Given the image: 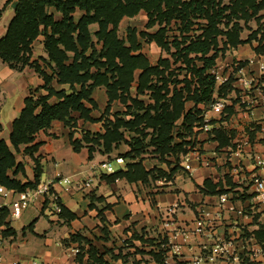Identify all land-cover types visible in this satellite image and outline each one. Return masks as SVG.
Wrapping results in <instances>:
<instances>
[{
  "label": "crops",
  "instance_id": "crops-1",
  "mask_svg": "<svg viewBox=\"0 0 264 264\" xmlns=\"http://www.w3.org/2000/svg\"><path fill=\"white\" fill-rule=\"evenodd\" d=\"M17 2L18 0H0V37L6 34L7 27L15 14ZM49 10L55 14L57 19L61 18V14L54 8H49ZM141 12L145 13L147 17L145 11L142 10L139 13ZM81 13V10H77L75 18L78 19ZM260 14H264V10H261ZM251 21H255L256 28L251 27ZM241 24H243L242 20ZM93 25L96 26L97 23L91 24V28ZM158 27L157 24L146 28L145 24L144 29L141 30L154 32ZM172 27L175 28L174 25ZM96 29L94 28L92 31ZM263 32L264 16L261 19L249 20L241 30L240 38L245 40L250 38L247 42L239 43L236 46L228 43L224 48L227 38L223 34L218 36L220 50L216 53L212 65H222L223 70L231 76L230 82L215 84L209 101L198 102L194 100L196 83L191 68H204L203 54L189 53L188 58L191 62L187 67L182 60L176 62L172 53L167 51L165 53V50L154 41L147 43L153 49L152 52L148 49L150 53H146L144 47L146 40H141L142 37H139L142 43L141 51L151 64L157 65L161 58L167 59L170 67L166 72L173 71L178 75L180 82H178L177 88L184 95L185 112L199 110L191 131L188 133L183 131V115L175 121L172 144L183 140L187 142L183 144L182 149L176 152L170 151L163 158L154 151V145L147 146L140 157H126L124 154L131 150L127 141H121L108 153H103L101 146L94 145L90 157L89 145L92 144L84 142L79 150H75L72 139L81 140L86 131L91 133L103 131L104 121L84 120L78 117V112H75L74 116L78 117L77 123L73 129H70L64 121L53 120L48 128L40 129L35 133L34 141L31 144H39L34 155L39 157L43 169L40 181H53L52 187L59 193L60 201L64 207L63 213L59 216L48 215L43 209L44 197L40 196L31 204L32 220L20 231L12 226L13 219L9 214L7 220L10 221V225L16 230V233L3 236L4 226H0V235L4 238V242L0 246V255L6 261L30 258L22 255H24V249H28L26 243L29 238H33L30 241L36 246L34 249L39 253L38 255H41L40 258L46 260L66 259L69 264H97L89 253L90 247H94L97 255H102L110 264H159L155 254L160 253L161 250L164 257L171 251L167 246H164L171 234L169 228H165L163 225L168 206L178 205L174 216L175 226L184 229L194 225L198 208L202 205L216 209L221 193L228 192L237 209L252 204L255 195V178H264V165H257L253 158L255 153L262 155L264 150V132L260 130L258 121L264 108H256L254 114L242 110L238 101V95L242 90V83L238 79V68L242 66L246 76L252 78L256 85H262L264 89V71L259 65L261 61L264 62ZM168 33L172 35L174 32L170 30ZM32 46L31 61H38L44 68L45 64L42 58L47 57L44 37L39 35ZM97 46L100 47L101 43H98ZM212 52L207 53L206 56L214 54ZM210 68L211 65L206 69V74H211ZM45 70L51 73L49 67H45ZM139 73L140 70H136L135 79L130 88V97L126 101L121 98L110 101V108L106 114L109 119L113 120L115 113H119L126 119L132 117L131 114L124 112L128 106L133 107V97H137L145 105L154 104L155 100L149 90H145L143 93L137 92ZM186 82L189 84L187 89L185 88ZM53 84L57 89L68 88V85L59 84L55 80ZM43 85L44 79L34 67L26 65L22 70H17L0 58V136L8 143H10L13 121L20 115L25 97L31 92L35 96L46 94L47 91ZM169 87L168 98L173 94L174 84L170 83ZM92 96L98 107L93 109L91 114L99 118L109 104L106 87H95ZM219 97L226 99L224 110L210 113V128L205 130L203 124L206 104ZM56 100L55 96L50 98L51 102ZM143 125L144 122L140 124V127ZM121 129L124 131L126 139L139 135L133 130ZM146 131L149 132L146 138L148 141L153 129L147 127ZM178 131H182L185 136H177ZM242 139H247L248 143L239 148L237 145ZM27 145L30 144L20 145V151L15 152L17 161L22 162L25 166L27 176L24 177L21 172L16 175L23 182L34 178V161L30 154L24 152ZM187 154L190 155V162L195 168L192 172L184 167V158ZM117 157L124 158L122 163L116 162L121 165L119 169H126L128 162H135L138 159H141L143 167L148 171L160 169L169 173L172 168L176 167V169L166 182L162 179L151 178L147 181L140 179L129 181L126 178L109 181L103 175L112 172H107L102 165ZM57 173L71 177L72 182L68 185L59 176L57 177ZM91 177L93 178L92 184L86 186V181ZM209 183L216 186V192L210 191ZM219 190L224 191L218 192ZM13 200L12 197L5 199L0 196V204ZM8 208L11 210L13 206ZM24 211L26 210L20 211V216ZM70 213L76 216L69 219ZM43 217L48 218L51 225L41 232L37 230V227ZM240 225L249 229L254 227L251 219L242 217L237 211H226L216 233L230 234L235 231L239 233ZM155 228L158 231L148 234V231ZM25 231H28L27 234ZM158 232H162L164 239L161 241L155 237ZM255 232L258 237L263 236L261 229H257ZM74 234H79L80 237L73 239L72 235ZM35 236H41L43 242L38 244ZM121 238H126L128 247L125 250ZM206 242L208 239L205 237H192L180 253L173 255L171 264H190L194 257L204 251L203 245ZM71 246L80 247L81 255H83L82 260L78 258L80 253L76 256H68L67 249Z\"/></svg>",
  "mask_w": 264,
  "mask_h": 264
},
{
  "label": "trees",
  "instance_id": "trees-1",
  "mask_svg": "<svg viewBox=\"0 0 264 264\" xmlns=\"http://www.w3.org/2000/svg\"><path fill=\"white\" fill-rule=\"evenodd\" d=\"M49 8L58 11L61 18L57 19ZM77 10L82 11L78 19L75 18ZM142 10L147 14L146 28L158 24V29L154 32L137 31L128 26L126 37H120L118 29L122 19L134 17ZM261 10H264V0H18L6 34L0 37V58L17 70H22L26 65L34 67L43 77V88L47 93L35 96L31 92L26 96L20 115L13 121L10 143L0 136V185L24 191L40 182L43 169L39 157L34 155L39 144L31 143L37 131L48 128L56 119L64 121L70 129L76 126L78 117L88 121H104L103 131H86L81 140L72 139L75 150H79L84 142L91 143L90 157L94 145L101 146L102 152L108 153L121 141H127L131 146V150L124 154L130 158L140 157L150 145L155 146L154 151L161 158L170 151L182 149L187 141L172 144L175 121L183 115V131L188 133L199 110L185 112V98L177 88L180 82L178 75L173 71L166 72L170 67L167 59L161 58L157 65L151 64L141 51L139 37L156 42L163 50L172 53L176 62L182 60L187 67L191 62L189 53H202L204 68H191L197 81L194 100L209 101L215 81L212 75L205 72L212 66L220 50L218 36H226L224 48L228 43L236 46L249 41L250 38L241 39L240 32L249 20L264 16L260 14ZM93 23L98 25L95 31L91 29ZM170 30L174 32L172 35L168 33ZM39 35L44 37L47 52V57L42 58V61L51 73L41 67L38 61H31L32 45ZM262 36L264 38V32ZM98 43H101L100 47ZM211 51L214 54L206 56ZM138 69L137 92L149 90L155 100L154 104L145 105L137 97H131L133 107L128 106L124 113L132 117L126 119L115 113L114 119H109L106 114L110 101L115 98L126 101L130 97V88ZM54 80L68 85V88L57 89ZM170 83L174 84V88L172 96L168 98ZM97 86H105L109 97V104L99 118L91 114L98 107L92 96ZM188 86L186 82L185 88ZM52 96L57 98L55 102L50 101ZM75 112H78V117L74 116ZM143 122V127H140ZM147 127L153 129L148 141ZM121 128L133 130L139 135L126 139ZM177 136L185 135L178 131ZM22 144H30L24 152L31 155L35 164L34 178L25 182L16 177L19 172L27 176L24 164L17 161L15 155ZM175 169L172 168L169 173L160 169L148 171L143 167L141 159H138L128 162L126 169L103 176L109 181L119 178L129 181L169 179ZM208 185L211 192L217 191L216 186ZM9 214L7 206L0 207L3 236L16 233L7 220ZM75 216L70 213L69 219ZM79 237V234L72 235L73 239ZM79 253H82L81 249ZM89 253L95 263L110 264L102 255H97L94 247H90ZM82 257L80 255L79 259L82 260ZM155 258L159 264H164L161 250L155 254Z\"/></svg>",
  "mask_w": 264,
  "mask_h": 264
},
{
  "label": "built area",
  "instance_id": "built-area-1",
  "mask_svg": "<svg viewBox=\"0 0 264 264\" xmlns=\"http://www.w3.org/2000/svg\"><path fill=\"white\" fill-rule=\"evenodd\" d=\"M260 68L264 71V62L259 63ZM211 74L214 78L215 84H226L230 82V74L223 70L222 65L214 64L211 66ZM238 79L242 83V90L238 95V101L242 110L254 114V111L258 107L264 108V89L262 85L255 84L252 78H249L244 73L243 67L238 68ZM195 83L197 85L196 77ZM195 85V86H196ZM226 104L224 97H219L215 101H211L206 104L204 114L205 130L210 128L211 112H222ZM259 128L264 132V111L258 118ZM248 143L247 139H242L238 143V147H242L243 144ZM264 147V143H263ZM264 155V150L263 154ZM259 153H255L253 158L257 165H264V156ZM116 162L122 163L123 157H117ZM191 157L187 154L184 158V167L189 171H193L195 168L191 164ZM103 168L107 172H114L115 169L111 161L103 163ZM67 183L72 182L71 177L57 173V177ZM93 182V178H89L86 181V186H90ZM53 181H40L35 187L28 188L24 191H16L15 189L8 188L4 185H0V196L5 199L8 197L14 198L11 202H4L0 204L3 206H13L10 210V216L12 219L20 216V211L30 206L38 197L43 196V209L50 216H59L63 213L64 207L60 201V196L57 191L52 187ZM255 195L253 197V203L243 207L236 208L235 204L230 199V194L224 192L219 194V199L216 209H211L207 206H201L198 208L197 215L194 221V225L190 228H180L175 226L176 220L174 218L178 205L173 204L166 208L165 219L163 225L165 228H169L171 231L168 241L164 243V246L168 247L170 254H165L163 257L164 264H171L173 255L180 253L182 248L189 243L192 237H205L208 239L203 245V252L190 262V264H249V263H262L264 264V178H255L254 183ZM226 211H237L239 215L244 218H249L254 223V227L249 229L244 225H240L239 233L235 231L230 234L216 233L217 227L223 221V217ZM261 229L263 231L262 238L258 237L256 230ZM4 238L0 235V246L3 244ZM80 252L79 246H71L67 249L68 256H76ZM0 264H69L68 260H46L40 257H30L27 259H15L12 261H6L5 258L0 255Z\"/></svg>",
  "mask_w": 264,
  "mask_h": 264
},
{
  "label": "rangeland",
  "instance_id": "rangeland-1",
  "mask_svg": "<svg viewBox=\"0 0 264 264\" xmlns=\"http://www.w3.org/2000/svg\"><path fill=\"white\" fill-rule=\"evenodd\" d=\"M147 17H146V15H145V13H143V12H141V13H139V14H137L136 16H134V17H128V18H125V19H123L122 21H121V24H120V26H119V29H118V33H119V36L120 37H126V34H127V27L128 26H131V27H134V28H136L137 29V31H139V29L141 30V29H144V27H145V24H146V21H147V19H146ZM250 25H251V27L253 26V27H257V24L255 23V21H251L250 22ZM96 27H97V25L96 26H92V30L95 28L96 29ZM248 31V30H247ZM144 40V38H141V40ZM147 43H149V41L148 40H146V43H145V45H144V47H145V52L146 53H150V51L148 52V49L149 50H151V52H152V47L149 45V44H147ZM165 53H166V51H165ZM111 163H112V165H113V167H114V169L115 170H118L120 167H121V165H119V164H117L116 163V160L115 159H111ZM160 179H162L163 181H168V179H166V178H160ZM30 209H32V206L30 205V206H28L25 210L26 211H24V213L22 214V216H19V217H17V218H14L13 220H12V226L16 229V230H18V231H20L21 229H22V227L23 226H25V225H27V224H29V222L32 220L31 219V216H32V211H30ZM51 225V222L48 220V218H46V217H43L42 219H41V221L39 222V225H38V227H37V230L38 231H43L44 229H47L49 226ZM153 231H158L157 230V228H155L154 230H151V231H148V234H149V232H153ZM27 232L28 231H25V233L27 234ZM24 233V234H25ZM31 233V232H30ZM30 235V234H29ZM32 235V234H31ZM34 236V235H33ZM32 236V237H33ZM36 237V236H35ZM156 238H157V240H159V241H161V240H163L164 238H163V235H162V232H158L157 234H156V236H155ZM126 238H121V240H122V242L124 243L123 244V249L125 250V249H127V247L128 246H126L127 244H126V240H125ZM30 240H33V238H29V241H28V243H26V246L28 247V249H24V255H22V256H24V257H40L41 255H38L39 253L34 249V248H36V246H34L33 244H32V242L30 241ZM36 241L38 242V244H41L42 242H43V238H41V236H39V237H36ZM65 243H63V245H64ZM66 245V244H65ZM31 247V248H30ZM81 254H79V256H80ZM79 256H78V258H79Z\"/></svg>",
  "mask_w": 264,
  "mask_h": 264
}]
</instances>
